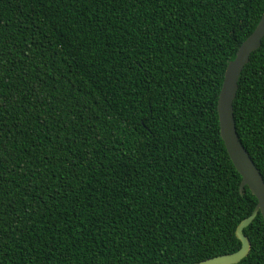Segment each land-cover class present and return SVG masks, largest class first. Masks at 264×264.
I'll list each match as a JSON object with an SVG mask.
<instances>
[{"label": "trees", "instance_id": "obj_1", "mask_svg": "<svg viewBox=\"0 0 264 264\" xmlns=\"http://www.w3.org/2000/svg\"><path fill=\"white\" fill-rule=\"evenodd\" d=\"M264 0H0V264H192L257 205L220 132ZM234 114L264 177V39ZM264 264V218L245 228Z\"/></svg>", "mask_w": 264, "mask_h": 264}, {"label": "water", "instance_id": "obj_2", "mask_svg": "<svg viewBox=\"0 0 264 264\" xmlns=\"http://www.w3.org/2000/svg\"><path fill=\"white\" fill-rule=\"evenodd\" d=\"M263 39L264 13L253 32L242 42L234 58L228 63L217 106L222 138L233 163L242 175L241 192L245 186H248L258 202L253 212L244 218L237 227L236 235L242 242L239 250L192 264H237L241 262L251 250V241L244 232L245 228L254 221L259 213L264 218V177L241 140L234 114V101L237 97L243 70L252 53L261 47Z\"/></svg>", "mask_w": 264, "mask_h": 264}]
</instances>
